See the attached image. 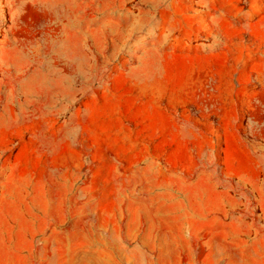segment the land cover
Returning a JSON list of instances; mask_svg holds the SVG:
<instances>
[{
    "label": "rangeland",
    "instance_id": "obj_1",
    "mask_svg": "<svg viewBox=\"0 0 264 264\" xmlns=\"http://www.w3.org/2000/svg\"><path fill=\"white\" fill-rule=\"evenodd\" d=\"M0 264H264V0H0Z\"/></svg>",
    "mask_w": 264,
    "mask_h": 264
}]
</instances>
